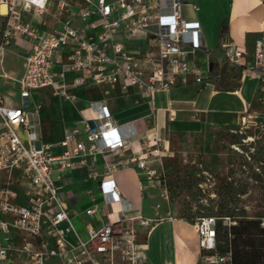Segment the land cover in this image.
I'll return each mask as SVG.
<instances>
[{
    "label": "built area",
    "instance_id": "obj_1",
    "mask_svg": "<svg viewBox=\"0 0 264 264\" xmlns=\"http://www.w3.org/2000/svg\"><path fill=\"white\" fill-rule=\"evenodd\" d=\"M79 1L0 0L7 9L6 15H0V52L16 44L24 49L25 62L24 75L18 81L10 78L18 84L20 103L0 95V174L6 176L0 185V264H10L12 255H24L25 264H49L52 258L62 264H145L148 257L136 225L151 229L162 217L151 219L141 212L128 216L137 208L124 196L114 175L136 169L141 191L157 189L166 201L164 161L169 149L161 146L165 140L138 131L133 122L118 124L109 110V94L111 89L126 93L136 88L154 101L158 92H168L189 77L203 84L215 70L212 64L204 67L192 58L198 52L208 59L215 55L204 43L200 23L184 15V0ZM92 17L96 20L89 22ZM76 20L89 24L79 28ZM89 28H100L97 40L88 38ZM119 32L129 40H147L149 48L129 50L116 39ZM218 47L226 64H243L247 52L227 35ZM65 51L70 54L62 60ZM250 67L264 77L262 40L256 43ZM70 74L79 76L68 85ZM99 87L104 97L81 107L73 89ZM47 88L81 114L78 124L56 142L44 141L41 124L32 122L40 116L42 105L29 110L33 94ZM99 159L104 173L97 170ZM72 171L83 172L87 182L100 183L103 200L86 214L101 213L103 224L100 228L89 224L86 240L78 234L74 224L78 214L65 193L73 182ZM87 192L93 195L92 190ZM229 221L223 223L227 228L236 224ZM217 223L207 216L195 223L202 263L233 264L231 252L217 253ZM45 231L54 240L53 247L43 239ZM13 233L22 239L21 245L13 240Z\"/></svg>",
    "mask_w": 264,
    "mask_h": 264
},
{
    "label": "crops",
    "instance_id": "obj_2",
    "mask_svg": "<svg viewBox=\"0 0 264 264\" xmlns=\"http://www.w3.org/2000/svg\"><path fill=\"white\" fill-rule=\"evenodd\" d=\"M80 3L79 0H73ZM114 1V0H111ZM184 15L191 20H197L203 32L204 43L207 48L214 52V57L208 59L203 52H198L194 58L204 67L208 63L212 64L215 69L217 80L210 79L203 84H198L192 77L186 82L180 81L177 86L168 92H158L155 99L149 100L142 96L136 88H130L124 93L119 88L111 89L108 100L109 110L116 122L120 125L133 122L140 132L149 131L148 135L157 134L160 139L166 141L161 146L169 143L167 134L169 133H190L196 134L202 128L215 126H229L232 123L239 122L242 116L253 107L256 100L257 91L260 86V73L253 70L250 66L254 61V52L256 43L259 40L264 41V1L263 0H230L228 9L221 12V7L226 0H184ZM193 6L199 7V11H194ZM7 10V9H6ZM1 15V14H0ZM47 19L52 22L50 16ZM1 20V19H0ZM92 17L89 22H94ZM215 22L214 30L216 35H211V23ZM76 20L74 25L84 28L86 24ZM1 30L3 28L2 20L0 22ZM155 28L154 26L151 27ZM100 28H89L87 31L88 38L98 39ZM227 35L229 40L233 41L237 47L247 52L241 66H232L224 62L222 53L219 49V42L222 36ZM116 39L126 45L129 50L142 52L146 51L148 42L145 39L129 40L125 37L124 32H119ZM12 48L21 54L15 56L14 51L7 49L0 52V79H3L2 88L5 90L3 97H7L17 103L14 99L18 98V84L12 81L14 88L8 91L7 80L10 78L18 81L25 73V62L23 59L24 49L11 44ZM12 54L13 56H11ZM70 52L65 51L61 56L65 60ZM20 68V73L14 72V68ZM224 73H236L239 86H234L232 79H227L224 83L217 81L221 79ZM78 74L68 76V85ZM79 96V105L89 101L101 100L103 90L99 88H81L73 89ZM97 96V97H95ZM57 99V98H56ZM122 103L121 107H118ZM69 103V102H67ZM83 103V104H82ZM70 104V103H69ZM72 105L80 115V119L64 127L63 133L52 141L56 142L63 137L66 129L77 125L81 120L79 110ZM167 157L168 154L165 153ZM97 170L104 173L103 161L99 159ZM73 182L65 189L66 197L69 200L70 208L78 216L74 217V224L81 239L88 238V225L100 228L103 224L101 213H96L93 217L87 216L86 211L96 203H101L102 194L100 183L98 181H86L85 174L81 171H72L69 174ZM119 188L124 196L136 207V212H141L145 217L155 219V208L150 199L154 190L141 191L139 186V175L136 169L118 172L114 175ZM143 178V177H142ZM6 181L5 174H0V185ZM134 182L138 188V194H131L127 189V182ZM92 190L96 198L87 191ZM159 192V191H158ZM139 196V201L135 204L131 201ZM131 197V198H130ZM148 212V214L146 213ZM173 213V211H172ZM174 214V213H173ZM162 215V220L155 223L151 229H146L140 224L136 225L137 232L144 235L143 245L148 257L145 264H202V254L199 244V235L195 225L186 220L175 216V214ZM13 240L21 245L22 239L13 233ZM3 235L0 233V240ZM44 240L48 241L50 246L55 245L54 240L44 233ZM71 242H76L74 235H69ZM39 242H41L39 240ZM25 256L18 257L12 255L9 259L10 264H25ZM49 264H62L59 258H52Z\"/></svg>",
    "mask_w": 264,
    "mask_h": 264
},
{
    "label": "rangeland",
    "instance_id": "obj_3",
    "mask_svg": "<svg viewBox=\"0 0 264 264\" xmlns=\"http://www.w3.org/2000/svg\"><path fill=\"white\" fill-rule=\"evenodd\" d=\"M229 1L226 0L221 12L228 9ZM214 27L213 21L210 27L212 37L216 35ZM4 49L13 50L15 56L21 57L12 46ZM20 71V68H14L16 74ZM229 78L234 86H239L236 73H224L217 86ZM260 78L253 107L239 122L202 128L196 134H167L169 152L164 167L169 199L162 200L158 190H154L150 199L156 217L174 213L189 221L202 216L214 217L219 221L222 214L232 215V219L221 218L222 224L228 219L232 224L243 219L264 218V77L260 75ZM2 84L3 79H0L1 94L5 92ZM7 84L8 91L15 87L11 80H7ZM14 100L20 103L18 98ZM38 105H42L41 114L32 118V122L41 124L44 141H54L63 133L65 126L80 119L72 105L53 97L51 88L33 94L29 110ZM118 105L121 107L122 103ZM126 186L131 194H138L134 182L128 181ZM131 199L135 204L139 196ZM158 205L161 206L157 209ZM223 227L226 226L223 224ZM138 236L139 240H144L141 232H138Z\"/></svg>",
    "mask_w": 264,
    "mask_h": 264
},
{
    "label": "trees",
    "instance_id": "obj_4",
    "mask_svg": "<svg viewBox=\"0 0 264 264\" xmlns=\"http://www.w3.org/2000/svg\"><path fill=\"white\" fill-rule=\"evenodd\" d=\"M217 75L214 70L212 78L216 79ZM226 217L231 218L232 215L222 214L217 223V253L231 252L233 264H264V228L261 227V218L233 221L236 224L227 228L221 222V218ZM199 218L184 220L195 225Z\"/></svg>",
    "mask_w": 264,
    "mask_h": 264
},
{
    "label": "bare ground",
    "instance_id": "obj_5",
    "mask_svg": "<svg viewBox=\"0 0 264 264\" xmlns=\"http://www.w3.org/2000/svg\"><path fill=\"white\" fill-rule=\"evenodd\" d=\"M0 14L1 15L7 14V10H6V7L4 5H0Z\"/></svg>",
    "mask_w": 264,
    "mask_h": 264
}]
</instances>
